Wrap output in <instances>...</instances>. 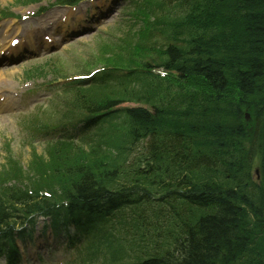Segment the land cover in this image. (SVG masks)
<instances>
[{
  "label": "trees",
  "instance_id": "obj_1",
  "mask_svg": "<svg viewBox=\"0 0 264 264\" xmlns=\"http://www.w3.org/2000/svg\"><path fill=\"white\" fill-rule=\"evenodd\" d=\"M151 17L115 87L68 94L113 125L109 150L38 188L1 185L0 247L16 218L65 200L55 214L107 225L95 264H264V0H159Z\"/></svg>",
  "mask_w": 264,
  "mask_h": 264
},
{
  "label": "rangeland",
  "instance_id": "obj_2",
  "mask_svg": "<svg viewBox=\"0 0 264 264\" xmlns=\"http://www.w3.org/2000/svg\"><path fill=\"white\" fill-rule=\"evenodd\" d=\"M49 1L53 2L54 0ZM96 1L98 0H92L83 7L88 4L92 5L96 3ZM158 1L159 0H137V2H132L131 0L129 5L126 6V3L123 4L126 0H106L104 5L102 3L103 6L101 5V8H104V10L106 9L105 11L109 10L108 12L104 11L105 17L114 15L107 21L108 23L105 24L106 26H102L103 28L101 31H94L91 35L82 37L80 41L68 39L63 45H59V42H57L48 47V49H51L48 53L60 52L58 66L61 75L84 74L88 70L106 63L112 64L114 67L130 66L131 64H128L129 60L136 61L140 55L145 54V51L142 49L144 47L143 43L146 42V38L151 37V35L150 30H146L145 33L142 31L143 28L147 27V23L149 24L150 21H152L153 18L151 14L157 10ZM167 4L169 5L170 3ZM40 5L42 4L22 5L15 4V0H0V8L9 7L13 14L21 15V21L16 17L12 21V23L17 21L16 24H18L21 34H26V32L30 33L35 27L44 30L43 32H47L48 30L45 28V23H47L49 19H54L52 16L58 13L57 18H59L62 13L69 11V8L60 5H52L48 8L47 12L32 14L33 11L35 12L38 10ZM116 11H118V15H116L117 13L115 14ZM77 12H80V9H77ZM106 13L108 15H106ZM25 15L27 19H24ZM9 21L10 20L7 21V19L3 21L0 20V38L5 35L1 34L5 22ZM35 55L36 54H33L29 57L38 59L46 57L39 58V56L34 57ZM26 64L27 63H20L12 69L3 70L1 75V80L4 81L5 86L9 89H15L13 92L18 91L19 95L15 96L13 111L0 117V180H7L5 179V173H9L10 176H14L17 180H20L19 183L25 180L27 184H31L33 187H39L50 182L49 180L52 179V175L54 174V168L59 166L62 162L65 163V160L69 162L72 159H76V156L89 154L90 144L80 146L77 149L75 146L63 144L62 148L55 149V146H43L39 143L30 147L29 144L23 142L24 136L19 133L22 131L18 126L19 112H15L17 109H21L24 104V107L27 105L29 106L32 102H38L39 99L36 100L35 98L44 96V93L40 91V89H37L35 85L37 83L36 81L31 82V86L27 84L25 86L21 83L24 79L23 71L30 66ZM29 86H34L35 88L27 91V89L30 88ZM103 90L107 91L106 88ZM25 92L26 95L24 94ZM72 111V109L66 110V112ZM249 121L250 119H248L247 122ZM118 123L119 120H117L116 125ZM108 124L109 123H107V125ZM112 126L113 125H108L110 129L106 136L101 135L105 138L112 135V131H110ZM247 126L251 127V123ZM95 127L97 128L99 125L96 123ZM106 146H108V143L102 147L105 149L102 153L107 151L105 148ZM255 163L256 160H254L253 164ZM10 176L6 177L9 178ZM99 236L101 239L100 241H102L101 237L103 236L101 234H99ZM91 251L95 256V254H97V246L92 248Z\"/></svg>",
  "mask_w": 264,
  "mask_h": 264
},
{
  "label": "bare ground",
  "instance_id": "obj_3",
  "mask_svg": "<svg viewBox=\"0 0 264 264\" xmlns=\"http://www.w3.org/2000/svg\"><path fill=\"white\" fill-rule=\"evenodd\" d=\"M102 3H103V5H104V0H98V1H96V3H94V4H92V5H90L89 7H88V9H89V11H92V10H94V11H97L98 9H100V7H101V5H102ZM102 5V6H103ZM102 11V10H101ZM70 13V11L68 12V14L66 13L65 14V16L64 17H62V21L63 22H65L66 23V21L68 22V15L69 16H71V14H69ZM70 20V19H69ZM59 23V24H58ZM61 24V21L60 22H58V20L57 19H50V21L49 22H47V23H45V27H46V30H52L53 31V34L54 35H58L59 34V32H63V31H61V29L60 28H65V24L63 25V26H60V28L59 29H57V26L58 25H60ZM7 25H11V24H7ZM16 26H18V25H16ZM12 28H13V26H12ZM12 28H10V30H13V32H14V34L15 33H17V32H19L18 31V28H16V29H12ZM8 30V29H7ZM59 30V31H58ZM6 31V30H5ZM7 32V31H6ZM39 32H41V30H35L34 31V33L32 34V38H33V41L32 42H29V46H35L36 48L37 47H39L38 45H36L39 41H38V33ZM20 47H22V45H20ZM33 47H30V49H33ZM21 51H22V49H19L17 52H18V54H20L21 53ZM16 56V55H15ZM13 57H14V55H13ZM2 73L0 72V83L2 82V80H1V78H2ZM0 108H1V105H0ZM257 165V163H255V164H253V166H256Z\"/></svg>",
  "mask_w": 264,
  "mask_h": 264
}]
</instances>
